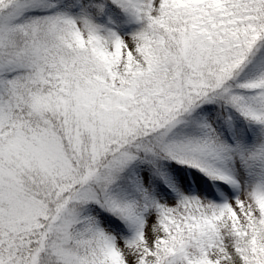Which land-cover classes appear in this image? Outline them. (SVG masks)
<instances>
[{
  "label": "snow or ice",
  "instance_id": "snow-or-ice-1",
  "mask_svg": "<svg viewBox=\"0 0 264 264\" xmlns=\"http://www.w3.org/2000/svg\"><path fill=\"white\" fill-rule=\"evenodd\" d=\"M0 264H264V0H0Z\"/></svg>",
  "mask_w": 264,
  "mask_h": 264
}]
</instances>
